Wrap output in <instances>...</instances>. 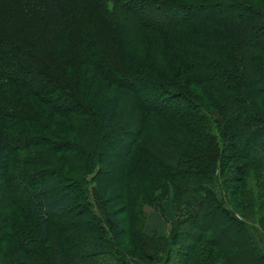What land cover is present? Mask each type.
Instances as JSON below:
<instances>
[{
	"label": "trees",
	"instance_id": "1",
	"mask_svg": "<svg viewBox=\"0 0 264 264\" xmlns=\"http://www.w3.org/2000/svg\"><path fill=\"white\" fill-rule=\"evenodd\" d=\"M161 6L193 16L139 14ZM263 70L264 0H0V191L22 178L26 191L23 208L0 202V264H234L244 252L223 251L212 212L264 264L234 212L264 234V164L250 157L264 148ZM122 78L147 85L144 100ZM119 125L131 136L117 164Z\"/></svg>",
	"mask_w": 264,
	"mask_h": 264
},
{
	"label": "rangeland",
	"instance_id": "2",
	"mask_svg": "<svg viewBox=\"0 0 264 264\" xmlns=\"http://www.w3.org/2000/svg\"><path fill=\"white\" fill-rule=\"evenodd\" d=\"M139 14H141L142 16L151 15V16H154V18H156V19H160V18L161 19H168L169 17L172 18V17H178V16H180L181 18H186V17L189 18V17L193 16V15L187 16L185 11L181 12V14H179L174 9H169V7H164V6H161V8L158 10L154 9L152 11L148 7L147 8L144 7V8L140 9ZM213 14L220 15L221 10H216V11H214ZM263 72H264V70H263ZM121 81L125 86H128L133 91V94H134L133 100L134 101L144 100L143 99L144 95L149 91V88L147 87V85H145L144 83H141V82L132 84L129 81V78H122ZM59 103H61L62 106H64V105H66L67 101L62 99ZM122 105H123V103H121V102L118 103V107H120ZM127 128L130 129V126L126 125V127L123 128V126L119 125L117 127V131L115 132V134L112 135V137H108L106 139L107 143H108L106 145L107 159H108L107 161H113L114 163L118 164V162L122 158L123 148L126 144V141L131 136V131H127L128 130ZM25 138L27 139L30 137L26 136ZM30 151H32V150H30ZM8 154H9V151H8ZM250 157L253 159L255 158L260 163L264 164V148L263 149L261 148L259 150L257 149L256 151L252 152L250 154ZM2 160L3 159L0 160V172H1L2 167H3V161ZM13 165H15V162H13ZM112 172L113 173H111L109 175V177H110V181L112 182V185L115 186L118 184V181H119L118 174H117L118 171L116 169H114V171H112ZM24 181H25V178H22L17 182V184H8V186L6 187V190L4 189V191H2V192L0 191V202L3 204L8 199H12L15 197L16 199L21 200L20 207H22L23 199H24L25 194H26L25 193L26 191L23 190V188H22ZM108 190H110V188L107 189V191ZM12 196H14V197H12ZM145 210H146V212H148L147 226L150 228H155L156 219L154 217V214L151 212V209L148 206H145ZM14 211H15V209H14ZM234 212L236 213L237 216H239L240 218L245 220L246 223L251 226L252 231L255 234L258 242L260 244L264 245V234L262 233L260 227L257 224L255 215L253 213L245 211V210L241 211V210L234 209ZM0 214L3 215L4 213L0 212ZM210 216L212 217L213 220H216V224L218 225L217 229L219 228V231L216 230L215 232H216V235L218 238V242L223 247V251L225 253H226V251L231 252L232 247L238 246L236 253L244 252L242 254V256L241 255L237 256L236 253H234V255L237 256L236 258L232 259L234 264H261V262L258 259L254 258L250 252H248V254L245 252V247H244V242H243L244 240L241 238L242 232L239 228L229 224L228 220L226 218H223L222 216H218L217 214H215L213 212L210 213L208 217H210ZM51 220L54 224L61 225L69 219H68V216L62 214V215L54 216ZM117 220L118 219L116 218V221ZM3 222H4V218L1 217L0 218V226L2 225ZM206 222H207L206 218H204L203 223H206ZM119 227H121L120 220L116 223L117 230H119ZM195 231H196L195 227L188 228L187 232H186L187 235H183L182 241L188 242L190 240V237L188 235L192 236L193 232H195ZM8 238H9V235H6V240ZM9 239H10V241L12 240L11 237ZM59 257H60V255H59ZM11 258L17 259L19 257L13 255V256H10V258H8V259H11ZM60 259H61V257H60ZM131 261H133L135 264H146L140 260L133 259ZM57 264H60V260H58V259H57ZM61 264H64V263L61 261ZM71 264H99V262L97 261V259L85 261V263L82 262L81 260H73L71 262Z\"/></svg>",
	"mask_w": 264,
	"mask_h": 264
}]
</instances>
